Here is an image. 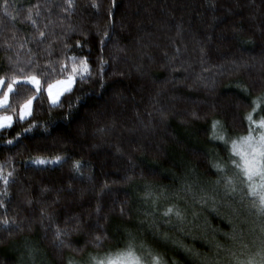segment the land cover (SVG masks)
Returning a JSON list of instances; mask_svg holds the SVG:
<instances>
[{"label":"trees","instance_id":"1","mask_svg":"<svg viewBox=\"0 0 264 264\" xmlns=\"http://www.w3.org/2000/svg\"><path fill=\"white\" fill-rule=\"evenodd\" d=\"M71 5L0 0V80L41 81L0 110L15 116L0 130V264H93L130 246L216 264L234 230L225 203L247 200L230 140L264 119V0ZM66 76L53 105L46 87Z\"/></svg>","mask_w":264,"mask_h":264},{"label":"rangeland","instance_id":"2","mask_svg":"<svg viewBox=\"0 0 264 264\" xmlns=\"http://www.w3.org/2000/svg\"><path fill=\"white\" fill-rule=\"evenodd\" d=\"M23 79L24 78L18 79V80H23ZM68 80H69V76H66L51 84L53 86L51 90L53 96L59 93V99L57 103H59L62 95L70 91L74 86V81H75L74 77L72 76V83L70 87L68 86ZM6 90H7L6 86H0V96H2ZM45 91L48 96L49 102L52 104L50 97H49L48 86L46 87ZM5 107H0V110ZM31 109H32V104H31L30 109L28 110L29 114L26 115L24 119L30 116ZM4 116L12 117V120L10 123V126H11L15 120V116L12 114L0 113V117H4ZM17 118L20 119V110L17 114ZM259 122H255L254 124L249 125V128L250 127L252 128L251 135L257 140L259 139L260 134L264 133V128H261L258 126ZM10 126L6 125L3 128H7ZM3 128H0V130ZM248 135H249V129L245 135H242V136H239L237 138L230 140V151L232 155L234 156V161H236L237 163H239L241 160L240 153H250L251 151V149L249 148V145L241 140L242 137H246ZM233 142H236V149H235L236 154H234ZM236 169L238 170L242 178L241 185L239 186V188L240 190L242 188L245 190L244 195L247 198V200H243L244 197L241 198L240 196H238L239 201L242 204V206H240L238 210L234 209L233 206H230L227 203H225L226 207H229V208L232 207L231 208L232 217L229 218V222L233 225L234 230L232 233L228 234L229 243L227 244V247L222 250L223 254L221 253L223 259L221 261L219 260V262H216V264H241V262H244V264H246V262L248 261L250 257L255 256L256 253L259 252L262 247H264V216H260L257 213V206L259 204L258 197L254 198L248 194V181L243 179V173H241L240 169H238L237 167ZM261 183H262L261 179L258 176L255 177L254 184L258 186ZM228 187H231V186L228 185ZM234 188H235V191L237 192L238 190L237 186H234ZM257 191H262V189L257 187ZM217 202L218 203L221 202V199H219ZM121 253L123 252H119L114 255L101 256L99 258L94 259L93 264H98V261L107 260L108 258H116ZM137 256L141 257L143 264H152V259H148L147 257H143L140 255H137ZM215 261H218V260H215Z\"/></svg>","mask_w":264,"mask_h":264},{"label":"snow or ice","instance_id":"3","mask_svg":"<svg viewBox=\"0 0 264 264\" xmlns=\"http://www.w3.org/2000/svg\"><path fill=\"white\" fill-rule=\"evenodd\" d=\"M71 0H69V7H71ZM28 19H31V13L29 14ZM43 36V33H40ZM75 59V58H69ZM83 65V69L81 71V76L83 78V73L87 72V63L85 61H81ZM78 69L73 66L72 73L76 74ZM21 83L24 84H31L35 89L36 92L39 93L41 91V81L35 75H26L23 80H18L13 78L10 83H6L4 80H0V86H6V91L0 96V107H5L8 105V98L9 93L18 94V88L14 87ZM72 83V76H69L68 86L70 87ZM52 85H48V92L49 97L53 105L57 104L59 99V93L55 96L52 94ZM67 90V89H65ZM35 95L28 98L20 108V119L23 120L26 115L29 114V109L31 107L32 101L35 99ZM250 124L255 123L253 120L252 114H249L247 117ZM12 117L11 116H4L0 117V128L5 127L6 125L10 126ZM259 127L264 128V119L259 122ZM252 128H249V135L246 137H242L241 140L244 141L249 145L251 149L250 153H240L241 160L239 163L233 161L234 165L240 169L241 173H243V179L248 181V194L254 198L258 197L259 204L257 206V213L260 216H264V133H261L259 139L257 140L252 135ZM11 143V141H9ZM234 154H236V142H233ZM57 161L59 157L56 158ZM35 163L37 164H44V160H36ZM78 166V165H77ZM259 177L262 181L260 185L254 184L255 177ZM228 185H231L233 182L228 181ZM257 187L262 189V191H257ZM230 191H235V188H231ZM255 202V200H254ZM173 213V209L169 208L165 215H170ZM6 223V222H5ZM258 257V258H257ZM98 264H143L141 257L137 256L130 246L125 252L118 255L116 258H108L107 260L98 261ZM152 264H160L159 257L153 256L152 257ZM244 264V262H241ZM246 264H264V247L261 248L259 252L256 253L255 256H252L248 259Z\"/></svg>","mask_w":264,"mask_h":264}]
</instances>
